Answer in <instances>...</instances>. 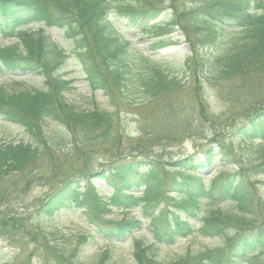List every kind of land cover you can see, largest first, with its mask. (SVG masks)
<instances>
[{"label":"trees","instance_id":"1","mask_svg":"<svg viewBox=\"0 0 264 264\" xmlns=\"http://www.w3.org/2000/svg\"><path fill=\"white\" fill-rule=\"evenodd\" d=\"M162 16L165 20L155 32H178L180 38L160 37L145 50L133 45L121 24L112 20L128 19L140 29ZM34 23L60 28L79 48L86 81L92 91L108 97L113 111L79 110L67 103L64 93L72 82L58 73L66 57L41 31L25 29ZM0 38L19 41L0 46V74L43 78L41 89L9 91L0 86V116L31 140L0 145V229L19 234L17 243L24 250L27 225L39 236L46 220L75 210L94 237L112 246L131 238V264H264V0H0ZM166 41L188 48L181 77L148 55ZM207 91L216 92L225 107L222 113L209 110ZM188 95L191 121L179 103ZM120 103L156 108L153 117L163 129L176 131L160 141L193 139L192 153L165 159L147 145L152 133L125 136L118 120ZM48 122L60 128L53 134L58 145L45 135ZM56 148L68 152L58 155ZM96 153L113 161L89 172L85 162ZM76 158L84 161L80 169ZM46 162L54 165L44 175ZM32 176L43 178L44 186L58 185L39 205L29 207L28 219L1 212L16 186L22 190ZM95 180L111 193L101 197ZM114 211H138L147 222L149 243L136 237L140 221H107ZM198 238L215 240L214 248L186 252L169 262L156 260L159 247ZM54 251L50 258L28 251L21 264H84L74 253ZM109 251L96 264H107ZM22 253L17 244L3 248L0 264H17Z\"/></svg>","mask_w":264,"mask_h":264},{"label":"rangeland","instance_id":"2","mask_svg":"<svg viewBox=\"0 0 264 264\" xmlns=\"http://www.w3.org/2000/svg\"><path fill=\"white\" fill-rule=\"evenodd\" d=\"M113 21L117 24H121L123 32L132 41V44L137 46L140 50H145L146 47L150 46L152 40L159 39L162 33L155 32L156 27L159 23H162L164 17L158 18L156 21L148 24H143L140 29L133 27V22L125 19L121 21L120 18L112 17ZM27 29L33 33H37L39 30L42 31V35L50 43L58 46L63 51L66 59L63 60L62 66L58 71L59 74L63 75L66 79L72 81L71 89L64 93V97L67 103L74 105L79 110H93L98 109L101 111H113V106L109 104L108 97L103 94L102 91H92L86 77L84 75L80 58L77 55L79 48L70 44V41L63 35V31L58 27H45L42 23H34L29 25ZM142 31V32H141ZM140 33H148V36L155 38H142ZM171 36H178V33L170 34ZM165 36V35H164ZM168 36V35H166ZM142 38V39H141ZM180 38V36H179ZM159 43L158 40L155 41ZM17 43L15 39H1L0 46L13 45ZM165 44L160 49H154L148 52L150 57L158 60V63L169 73L174 76L181 77L184 75L183 63L185 55L188 54V48L184 44L175 45V42L166 41L162 42ZM21 48V47H20ZM0 86L5 87L9 91H18L25 89H41L43 86V78L36 74H19L4 72L0 74ZM241 91L236 92V96H240ZM136 100L139 99V95L136 94ZM181 99V98H180ZM205 100L209 107V110L214 114H220L225 110L223 104L219 101L216 92L212 93L207 91ZM135 101V100H133ZM192 101V95L185 97L184 102L180 101L184 107V117L191 121L192 110L190 108V102ZM122 104V103H120ZM123 107L118 109V120L120 128L124 131L125 136L137 138L140 132L148 131L151 134L150 138L153 140L148 143L149 147H152L153 153L166 155L165 159H169L175 155H184L191 153L194 146L193 139L182 137L183 140L180 142L172 143L169 141H160L161 138L165 137L166 133H176L170 129L165 131L163 129V123L159 124V121L153 117L156 108H145L134 109L124 104ZM193 132L195 128H192ZM46 137L53 142V145L59 144V138L54 137L55 131L60 130L59 126L48 122L44 126ZM187 133H190L188 130ZM185 132V133H186ZM191 132V133H193ZM29 136L19 126L6 122L2 116H0V145L18 143L27 144L30 143ZM66 141V140H65ZM62 148V147H60ZM57 150L59 148H56ZM58 155L68 152L63 149L58 150ZM57 160L61 161V156H58ZM76 163L77 168L80 169V159H73ZM113 161L107 154H94L87 158V170L99 171L101 166L105 163ZM84 162V161H83ZM54 164L46 162L43 167L44 175L50 172L51 166ZM39 179V180H35ZM40 177L32 176L28 180V184L21 190L20 184L14 189V193L9 196L7 200H4V204L1 208V212H10L13 215L21 216V218L28 219L32 208L39 205L40 201L47 196L52 188L58 185V182L52 183L50 186H44V182ZM17 179H12L11 182H15ZM264 180V178L262 179ZM207 181V180H205ZM96 189L98 194L102 197L107 196L111 193V189L104 182L95 180ZM22 193L17 197L18 193ZM32 207V208H29ZM12 216V215H11ZM124 219H134L142 223V230L135 232L137 238H142L149 243V235L147 234V222L140 216L138 211H131L127 213H120L114 211L108 217L107 221L117 222ZM42 230L39 232V236H36L34 231L32 232L30 226L27 225L29 235L23 236L24 241L27 243L26 248L28 251L35 252L42 258L46 255V258H50L51 253L57 250L63 255L75 254V256L84 264H96L99 261V256L106 250H110L111 259L106 261L107 264H131L129 256L131 238H127L124 242L112 246L109 242L103 241L98 237H94L92 228L85 222L84 216L79 211H61L55 215L51 220H46L41 225ZM258 226V225H257ZM257 226L252 227L254 230ZM34 233V234H33ZM93 235V236H92ZM19 234L11 232L9 228L0 229V250L3 248H13L19 245L22 249V255L16 260L17 264L25 262L27 259V252L22 248V245L17 243ZM92 236V237H91ZM216 241L211 239L198 238L194 240H180L175 245L170 247H159L156 253V260L161 262H169L176 260L183 256L186 252L192 251H203L206 247L213 249ZM45 258V259H46ZM31 261L36 263L33 258Z\"/></svg>","mask_w":264,"mask_h":264}]
</instances>
